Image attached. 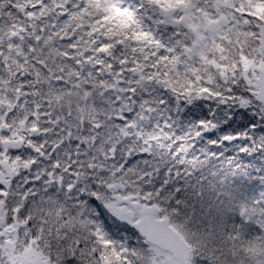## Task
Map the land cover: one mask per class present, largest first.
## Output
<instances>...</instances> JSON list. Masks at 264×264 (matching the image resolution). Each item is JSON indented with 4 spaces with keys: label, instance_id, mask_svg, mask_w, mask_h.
Segmentation results:
<instances>
[{
    "label": "snow or ice",
    "instance_id": "6c2138e0",
    "mask_svg": "<svg viewBox=\"0 0 264 264\" xmlns=\"http://www.w3.org/2000/svg\"><path fill=\"white\" fill-rule=\"evenodd\" d=\"M0 264H264V0H0Z\"/></svg>",
    "mask_w": 264,
    "mask_h": 264
}]
</instances>
